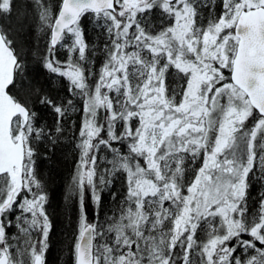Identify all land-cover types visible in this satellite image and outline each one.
Returning <instances> with one entry per match:
<instances>
[{
  "label": "snow or ice",
  "instance_id": "snow-or-ice-1",
  "mask_svg": "<svg viewBox=\"0 0 264 264\" xmlns=\"http://www.w3.org/2000/svg\"><path fill=\"white\" fill-rule=\"evenodd\" d=\"M24 7L31 17L0 26V264H47L41 165L73 129L72 264H264V191L250 206L264 188V0ZM14 11L0 0V16ZM117 181L122 206L105 227Z\"/></svg>",
  "mask_w": 264,
  "mask_h": 264
},
{
  "label": "trees",
  "instance_id": "trees-1",
  "mask_svg": "<svg viewBox=\"0 0 264 264\" xmlns=\"http://www.w3.org/2000/svg\"><path fill=\"white\" fill-rule=\"evenodd\" d=\"M54 4L55 0H51ZM15 6L18 8V13L13 12L11 19H6L4 16H0V26L11 25L15 27L19 19L23 17L25 12L31 17V10L25 8L26 4H31V0H14ZM29 23H32L29 19ZM33 35L31 37L35 46L41 44L39 29L33 25ZM89 38L94 40L95 34L92 31V26L88 28ZM60 58L66 59V51L59 50ZM102 61L97 60L96 70H99V64ZM174 72V70H173ZM227 75V72H226ZM179 81L175 75L169 77L170 88H178ZM81 113L79 111L73 113L72 119L78 124ZM73 131L67 133V137L62 140L63 148L58 149L54 161L44 160L41 165V175L43 180L47 182V190L50 197V207L48 211L53 219L54 230L50 234L49 250L46 253L47 264H72V257L70 248L73 243V236L78 219L77 200L74 196L70 195L71 177L74 171L75 159L77 158V152L74 149V142L72 140ZM111 157V153L107 150L102 152V155ZM41 159L43 160V153H41ZM118 194L119 200H114L106 191L104 194L102 208L99 210L98 220L101 224L107 227V224L111 222V218L118 217L120 208L122 206V196L124 187L121 181H117L115 187L111 189ZM264 191L260 185H256L252 190L250 198V206L255 211L256 207L254 202L259 196L260 192ZM88 204V217L89 221H95L97 218L93 215V206L86 198ZM17 214L19 212L17 211ZM15 223V221H13ZM12 234H16V229L10 230ZM247 235L244 236V238ZM247 239V238H245Z\"/></svg>",
  "mask_w": 264,
  "mask_h": 264
},
{
  "label": "rangeland",
  "instance_id": "rangeland-1",
  "mask_svg": "<svg viewBox=\"0 0 264 264\" xmlns=\"http://www.w3.org/2000/svg\"><path fill=\"white\" fill-rule=\"evenodd\" d=\"M62 51H66V50H64V49H61ZM199 235H200V237H201V239H205L206 238V233L204 232V231H201L200 233H199ZM245 238H247V239H250V237H248V236H246ZM244 238V239H245Z\"/></svg>",
  "mask_w": 264,
  "mask_h": 264
}]
</instances>
